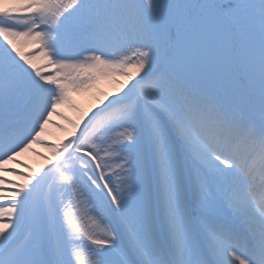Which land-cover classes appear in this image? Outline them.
Listing matches in <instances>:
<instances>
[{
  "label": "snow or ice",
  "instance_id": "snow-or-ice-1",
  "mask_svg": "<svg viewBox=\"0 0 264 264\" xmlns=\"http://www.w3.org/2000/svg\"><path fill=\"white\" fill-rule=\"evenodd\" d=\"M0 264H264V0H0Z\"/></svg>",
  "mask_w": 264,
  "mask_h": 264
},
{
  "label": "rangeland",
  "instance_id": "rangeland-1",
  "mask_svg": "<svg viewBox=\"0 0 264 264\" xmlns=\"http://www.w3.org/2000/svg\"><path fill=\"white\" fill-rule=\"evenodd\" d=\"M29 45L32 47L33 51L36 50L35 45H32V44H29ZM26 49H28V47ZM43 61H44V59H43ZM39 66H41V65H39ZM100 87L102 88V90L104 92H111L115 86L110 81L105 80L101 84ZM72 99L79 106L80 109L85 110V111L89 107L87 105L91 106L95 102L94 97L91 94L88 95V94H83V93H74L72 95ZM58 111L61 113V115L60 116L54 115L52 117V124H50L47 127L44 136L41 137L42 142L37 143V144H33L32 148L27 153H25L23 156H21L22 159L24 161H26V163H27V164H25L28 166V168L26 170L32 171L33 169H35L36 171L37 170L41 171L42 169L41 170L39 169V166H40L39 162L42 159H44V160L47 159L48 161L51 160V158H52L51 153L48 155L44 154V150L49 149L48 147H46V145L49 144V142H45L46 140H52V141H54V144L61 143V141H59V140H62V141H64L63 139L66 140L67 135H66L65 129L70 128V125H68L67 120L75 121L77 119L78 114L76 112H74L72 109L67 108V107L58 109ZM62 117L66 118V119H64ZM59 132H61L62 137L64 136L63 139H62V137H60V138L56 137V135ZM50 144H53V143H50ZM29 157H34L36 159H34V162H31L29 160ZM28 162H30L29 165H28Z\"/></svg>",
  "mask_w": 264,
  "mask_h": 264
},
{
  "label": "bare ground",
  "instance_id": "bare-ground-1",
  "mask_svg": "<svg viewBox=\"0 0 264 264\" xmlns=\"http://www.w3.org/2000/svg\"><path fill=\"white\" fill-rule=\"evenodd\" d=\"M28 47V49H26ZM26 48H25V51H26V53H28V51L30 52V48H31V46L30 45H28ZM34 62L37 64V65H41V64H43V63H45V61H43V57L42 56H39V57H37V58H34ZM88 95H90V94H88ZM89 102V101H88ZM87 106H90V105H87ZM56 137H58V138H60V137H62V135H61V132H59L57 135H56ZM64 137V136H63ZM62 137V138H63ZM67 139V138H66ZM45 142H49V144L50 143H53L54 144V141H52V140H46ZM42 153V152H41ZM51 153V151L48 149V150H44V154H46V155H48V154H50ZM34 159H36V158H34V157H29V160L31 161V162H34ZM19 160L21 161V164H15V163H13V164H9V165H6L5 167H7V168H13V169H16V171H18V172H22V173H24L25 175H29L30 173H38V171L39 170H35V169H33V171H28V170H26L27 168H28V166L27 167H23L22 165H25V164H27L26 163V161H24L23 159H22V157H19ZM39 161V160H38ZM48 160L46 159V160H44V159H42L40 162H39V169L41 170V169H43L47 164H48ZM30 164V162H28V165ZM7 179H10V180H15L17 183H19V182H21L18 178H15V177H13V176H8L7 177Z\"/></svg>",
  "mask_w": 264,
  "mask_h": 264
}]
</instances>
